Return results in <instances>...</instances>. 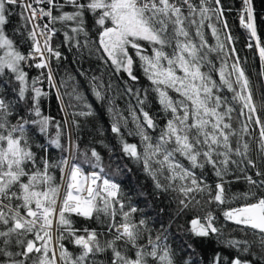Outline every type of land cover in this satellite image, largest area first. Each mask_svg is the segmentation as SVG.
Returning <instances> with one entry per match:
<instances>
[{"label":"snow or ice","instance_id":"6c2138e0","mask_svg":"<svg viewBox=\"0 0 264 264\" xmlns=\"http://www.w3.org/2000/svg\"><path fill=\"white\" fill-rule=\"evenodd\" d=\"M14 9L31 41L27 53L6 29ZM224 15L222 0H0V264H105V254L107 264H200L194 241L181 243L187 259L178 258L168 229L162 225L153 235L145 219H134L137 207L128 204L125 210L120 184L109 178L113 159L121 158L115 146L99 141L108 149L106 165L94 145L81 148L79 137L73 138V126L79 127L75 117L94 115L86 93L106 107L119 151L142 165L159 193L179 194L177 213L203 211L190 218L185 231L194 238L215 237L223 245L207 264H264V120L235 47L227 48L233 36ZM240 22L256 41L264 77L253 0H242ZM57 23L67 29L64 43L80 64L59 82L52 60L59 62L62 53L51 43ZM206 26L216 38L215 48L205 40ZM212 51L233 58L230 70L222 63L219 83L211 67L203 70L211 65L207 53ZM136 58L166 115L163 127L146 109L147 90L128 84L139 81ZM92 60L94 69L81 63ZM33 67L41 70L36 79L26 71ZM125 76L120 87L116 81ZM45 82L71 120L45 113ZM222 88L242 104L240 115L247 122L239 129L232 124L235 109L219 94ZM125 96L131 99L122 108L117 101ZM125 133L138 136L142 147L129 143ZM209 170L216 177L211 183ZM232 175L247 182L248 192L229 194L226 177ZM241 199L242 206L223 207ZM213 204L244 232L243 238L224 235L214 211L204 208ZM73 216L99 227L77 228ZM65 240L79 252L70 251Z\"/></svg>","mask_w":264,"mask_h":264},{"label":"trees","instance_id":"16d2710c","mask_svg":"<svg viewBox=\"0 0 264 264\" xmlns=\"http://www.w3.org/2000/svg\"><path fill=\"white\" fill-rule=\"evenodd\" d=\"M222 6L225 10L223 19H225L229 25L227 31L233 36V42L232 44L227 45V48L235 47L236 55L240 58L241 66L245 69L246 75L249 77L253 88L254 99L258 109L257 115H259L260 118L264 120V108L261 107V105L264 104V77L260 75L261 62L255 47V39L250 37L249 32L241 25L240 22L242 0H222ZM253 6L256 17L257 34L260 37L261 44L264 45V0H253ZM18 12V9L13 10V15L10 18L11 22L6 26V29L8 34L18 42L20 50L27 53L30 50L31 41L27 38V31L22 27V21L20 20ZM207 23L209 22H206V25ZM211 23H216L215 19ZM216 26L218 28H222L221 24L217 23ZM54 27L57 29V34L53 37L51 43L54 48H57L62 53V58L59 62H57L54 58L52 60L53 67L56 71V79L59 82L66 76L67 73H75L76 68L80 67V64L75 63V61L78 60L75 50H70L64 43V32L67 29H65L60 23L55 24ZM203 31L208 45L211 48H215L217 41L212 35L211 28L206 26ZM220 35L221 40H224V33L221 32ZM249 44H252L253 47H248ZM205 51L207 52V49H205ZM207 54L209 61H211V65L206 66L203 70L209 71V68L211 67V75L213 76V79L219 83L218 72L222 66V63L226 61L230 70V65L233 63V58L225 56L224 53L217 51L208 52ZM136 60L137 63L134 71L139 77V81L135 84H133L131 81H128V84L134 86L136 89L147 90L148 98L146 100V109L156 117L157 123L163 127L166 120V115L161 110L157 99V94L152 91L151 82L144 74L143 68L140 66L139 59L136 58ZM81 63L85 68H89L91 65L94 69L97 61H82ZM26 71L29 73L30 79H36L37 77H40L41 70L39 69L34 67L26 68ZM125 80H127L126 76L122 80H117L116 84L120 87H123ZM42 87L48 88L46 82L44 85H42ZM64 90L65 89H61V91ZM0 91H2V89H0ZM48 91L49 95L42 98V108L45 113L56 117L57 120H71L73 118L71 115L66 116L64 112L60 111L61 104L56 99L55 89L48 88ZM219 94L223 97H226L228 104L235 109L232 113V124L236 129H239L242 123L247 122L245 120V116L240 115V110L242 107L241 102L233 100V93L228 91L226 88H222ZM86 95L88 96L89 103L93 104L94 115L90 117H75L79 123V127L76 128L73 126V138L79 137L78 142L80 143L81 148L94 145L97 150L101 151L105 156L106 165L108 163V149L104 148L103 145L99 143V141H103L104 144H108L110 147L115 146V155L121 158L119 160L113 159V167L108 169V171L112 173L109 178L115 179L120 184V190L125 198L126 203L125 210H127L128 204L137 207L139 211L134 214V219H145L147 221L148 227L152 230L153 235H155L160 230L162 225L164 228L168 229V242L173 248L177 250L178 258L182 257L187 259L184 252L180 250L181 243L188 242L189 240L194 241V246L197 253L194 259L198 260L200 264H207L215 252L221 251L223 249V245L218 243L215 237L194 238L185 231V229L190 226L188 224L190 218L197 214L202 215L203 211L197 207L191 211L178 214L177 207L179 194L177 192H168L164 194L159 193L158 190L154 188L152 180L143 171L142 165L128 157H125L123 153L119 151V143L116 140L114 134L111 132L110 126L112 120L106 110V107L103 104L96 102L95 98L92 97L90 93H86ZM172 95H175V93H172ZM64 99L67 102L69 98L65 96ZM129 99L131 98L125 96L119 99L117 102L122 108H125L127 107ZM131 103L135 105V100L132 99ZM73 111L74 109L72 108L68 109L69 114H71ZM244 112L247 114L246 109ZM250 127L253 130V134L258 136V127L254 124L250 125ZM158 131L159 128L157 129V132ZM155 135L156 133H153V136ZM125 138L129 143H135L138 145V147H142V145H140V138L138 136H129L127 133H125ZM245 138L249 140L253 147H255L254 140L251 137ZM53 156L55 158H59V153L53 150ZM253 157L255 158V153H253ZM117 163L121 165L120 171H116L115 169V164ZM85 167L87 169V166ZM55 175L57 183H59V171H56ZM206 178L208 179L209 183L216 179V177L211 174L210 170L206 174ZM226 179L229 181L226 184V187L228 188L230 195H241L248 192L250 186L242 177L237 180L235 175H232L226 177ZM245 202L246 201L243 199L234 200L230 205H225L223 207H239ZM204 208H210L214 211V214L218 217L217 224L223 229L225 236L231 234V236L235 238L244 237V232L239 230L237 225L224 220L219 208L216 205H204ZM72 219L74 221V226L77 228L99 227L98 223L94 220L89 221L77 216H73ZM117 219H119V217H117ZM64 243L70 251L74 253L79 252V249L68 243L67 240H65ZM222 254L227 255L228 250L225 249ZM107 255L109 254H105V257H101V259H105V264H107Z\"/></svg>","mask_w":264,"mask_h":264},{"label":"built area","instance_id":"2783aa9c","mask_svg":"<svg viewBox=\"0 0 264 264\" xmlns=\"http://www.w3.org/2000/svg\"><path fill=\"white\" fill-rule=\"evenodd\" d=\"M47 22V19L45 18L43 21H39L40 24H43V23H46Z\"/></svg>","mask_w":264,"mask_h":264},{"label":"bare ground","instance_id":"6f19581e","mask_svg":"<svg viewBox=\"0 0 264 264\" xmlns=\"http://www.w3.org/2000/svg\"><path fill=\"white\" fill-rule=\"evenodd\" d=\"M41 21H43V20H41ZM41 21H40V22H41ZM255 43H256V41H255Z\"/></svg>","mask_w":264,"mask_h":264},{"label":"rangeland","instance_id":"374dc122","mask_svg":"<svg viewBox=\"0 0 264 264\" xmlns=\"http://www.w3.org/2000/svg\"><path fill=\"white\" fill-rule=\"evenodd\" d=\"M258 52V51H257ZM63 191V190H62Z\"/></svg>","mask_w":264,"mask_h":264},{"label":"water","instance_id":"95a60500","mask_svg":"<svg viewBox=\"0 0 264 264\" xmlns=\"http://www.w3.org/2000/svg\"><path fill=\"white\" fill-rule=\"evenodd\" d=\"M257 50V49H256ZM258 51V50H257Z\"/></svg>","mask_w":264,"mask_h":264}]
</instances>
